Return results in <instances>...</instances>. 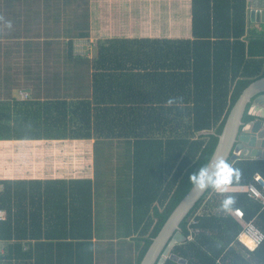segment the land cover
I'll return each mask as SVG.
<instances>
[{"label": "trees", "instance_id": "trees-1", "mask_svg": "<svg viewBox=\"0 0 264 264\" xmlns=\"http://www.w3.org/2000/svg\"><path fill=\"white\" fill-rule=\"evenodd\" d=\"M81 2L78 37L86 40L90 5ZM212 3L193 0L195 41L100 39L91 45V57L74 56L70 41L64 63L54 55V43L44 42L47 57L41 61L49 59L51 67L60 68L54 76L49 70L46 79L63 84L49 88L42 102L0 100V140L94 139L108 146L127 141L136 224L124 233L129 241L120 240L127 248L109 241L98 245L90 178L0 180V209L7 215L0 221V264H117V258L119 264L141 263L191 190L190 176L212 158L231 108L253 81L264 77V29L247 32V0ZM31 44L41 52L39 42ZM29 71L38 79L43 73L39 64ZM169 97L183 102L165 107ZM247 111L245 122L253 120ZM231 164L244 173L231 187L245 189L228 192L237 199L234 209H242L244 219L264 232V205L246 191L256 175L264 178V159ZM222 199L206 192L180 224L185 242L171 251L185 263L167 258L164 264H264V241L254 249L241 243L242 222L216 210ZM153 201L161 208L152 207ZM151 208L154 213L146 217ZM68 241V246L63 243Z\"/></svg>", "mask_w": 264, "mask_h": 264}, {"label": "crops", "instance_id": "crops-1", "mask_svg": "<svg viewBox=\"0 0 264 264\" xmlns=\"http://www.w3.org/2000/svg\"><path fill=\"white\" fill-rule=\"evenodd\" d=\"M81 3V0H0V15L13 24L11 30L0 24L1 101L12 104L22 100L42 102L49 88L63 84V81L54 78L50 81L46 79L49 70L52 76L55 75L53 70L60 73V68L51 67L49 59H40L47 57L44 52L46 40L54 43V55H58L62 63L68 51L66 43L70 41L74 42L72 52L75 56L80 54L76 44L88 40L92 46L100 39L110 38L197 40L193 31V0H89L91 36L86 40L78 37L82 24ZM250 9L247 0V32L251 29L263 30V22L251 20ZM127 14L128 17L123 19L122 16ZM216 23L220 24V21ZM32 42L42 45L40 53L30 48ZM38 64L43 69L39 79L36 74L28 75L29 70L37 69ZM46 68L48 70L45 71ZM21 93L27 97L24 98ZM39 154L48 155L45 157L46 160L51 159V167L39 169L33 166L31 160L34 157L36 160ZM51 154L52 157H49ZM131 157L132 145L124 140L115 141L111 146L105 143L97 145L94 139L0 140V180L90 178L93 184L94 228L102 236H97L94 241L102 246L109 241L113 246L118 245V249H125L127 245L120 240L129 241L124 233L128 232V228H135L136 224ZM244 189L242 186L230 187L229 192ZM151 206L161 208L158 201H153ZM145 212L143 216L147 214L146 217L150 218L154 210L151 208ZM229 214L235 217L232 211ZM148 221L150 219L144 221L141 228L146 227ZM54 243L58 244L57 241ZM63 243L68 246L70 242ZM3 252L0 243V253ZM117 254L116 251L114 255ZM118 259H115L117 264Z\"/></svg>", "mask_w": 264, "mask_h": 264}, {"label": "water", "instance_id": "water-1", "mask_svg": "<svg viewBox=\"0 0 264 264\" xmlns=\"http://www.w3.org/2000/svg\"><path fill=\"white\" fill-rule=\"evenodd\" d=\"M249 4L251 20L264 23V0H249ZM246 111L254 120H243ZM214 155H222L229 163L239 159H264V77L253 81L231 108ZM205 194L196 196L191 190L188 192L153 239L140 264H164L167 258L185 263L171 251L185 242L180 224Z\"/></svg>", "mask_w": 264, "mask_h": 264}, {"label": "clouds", "instance_id": "clouds-1", "mask_svg": "<svg viewBox=\"0 0 264 264\" xmlns=\"http://www.w3.org/2000/svg\"><path fill=\"white\" fill-rule=\"evenodd\" d=\"M0 24L3 27L11 30L13 27L12 21L5 19L0 15ZM183 102L182 97H169L165 101V107H173ZM243 170L234 167L231 163L219 157L213 156L198 169L197 172L190 176L191 191L196 196L205 192L214 191L223 196L218 208L220 213H230L237 204V199L234 195L228 194L229 188L234 183H239L243 179Z\"/></svg>", "mask_w": 264, "mask_h": 264}, {"label": "built area", "instance_id": "built-area-1", "mask_svg": "<svg viewBox=\"0 0 264 264\" xmlns=\"http://www.w3.org/2000/svg\"><path fill=\"white\" fill-rule=\"evenodd\" d=\"M26 97V95H25ZM246 191L250 197L256 199L264 205V178L259 175L255 176V183H251L246 188ZM198 214H201V211H198ZM232 214L242 222L243 232L240 236L241 242L245 243L247 246H250L252 249L258 247L264 241V232H262L259 227L254 223V221H246L244 212L240 208L232 210ZM6 211L0 209V221L6 219ZM192 224H196V220H191ZM188 239L192 240L193 235L190 234Z\"/></svg>", "mask_w": 264, "mask_h": 264}, {"label": "rangeland", "instance_id": "rangeland-1", "mask_svg": "<svg viewBox=\"0 0 264 264\" xmlns=\"http://www.w3.org/2000/svg\"><path fill=\"white\" fill-rule=\"evenodd\" d=\"M122 17H123V19H125V18L128 17V14L127 15H124ZM116 36H119V35H116ZM90 47H91V42H89V41H88V43H87V41H85V43L84 42H81V43H77L76 44L77 53L78 54L81 53L82 55L84 54V55H87L89 57L92 56V51L90 50ZM21 95L24 96V94H21ZM45 156H48V155H46V154H39V156H37V159L36 160H34V158H36V157H34L31 160V162L33 163V166H38L39 169H44L45 166L51 167V164H49L50 161H51V159H49L50 161L49 160H46V157ZM49 157H52V154L49 155Z\"/></svg>", "mask_w": 264, "mask_h": 264}]
</instances>
